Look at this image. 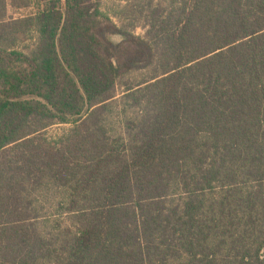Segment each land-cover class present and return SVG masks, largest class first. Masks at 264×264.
<instances>
[{
  "label": "trees",
  "instance_id": "16d2710c",
  "mask_svg": "<svg viewBox=\"0 0 264 264\" xmlns=\"http://www.w3.org/2000/svg\"><path fill=\"white\" fill-rule=\"evenodd\" d=\"M104 1L0 0V264H264V0Z\"/></svg>",
  "mask_w": 264,
  "mask_h": 264
},
{
  "label": "rangeland",
  "instance_id": "374dc122",
  "mask_svg": "<svg viewBox=\"0 0 264 264\" xmlns=\"http://www.w3.org/2000/svg\"><path fill=\"white\" fill-rule=\"evenodd\" d=\"M125 3L122 0H105L102 3L101 6V10L103 12V14L110 18L111 21L116 24V26H120V23L118 22L117 18L115 17L116 12H118V8L122 5H124ZM24 11H20V10H14L12 9V15L14 16H20L23 14ZM115 30L109 23H107L106 21H103L102 27L99 28V30L97 31L98 36L101 40H105L108 39L111 40L114 43H119L122 41V37L119 36L118 34H115ZM135 34L137 36H143L145 35V30L142 29V27L138 28L135 31ZM34 44V39L30 38V41L26 44V47H31ZM24 48V46H20V49ZM68 127L65 126H56L52 129H50L47 133L49 138H58L59 136H62L65 132V130H67Z\"/></svg>",
  "mask_w": 264,
  "mask_h": 264
}]
</instances>
